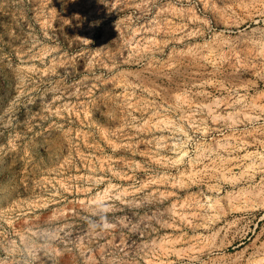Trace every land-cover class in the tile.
Masks as SVG:
<instances>
[{
    "label": "rangeland",
    "instance_id": "374dc122",
    "mask_svg": "<svg viewBox=\"0 0 264 264\" xmlns=\"http://www.w3.org/2000/svg\"><path fill=\"white\" fill-rule=\"evenodd\" d=\"M240 24L264 0H0V264H264Z\"/></svg>",
    "mask_w": 264,
    "mask_h": 264
},
{
    "label": "bare ground",
    "instance_id": "6f19581e",
    "mask_svg": "<svg viewBox=\"0 0 264 264\" xmlns=\"http://www.w3.org/2000/svg\"><path fill=\"white\" fill-rule=\"evenodd\" d=\"M258 21V20H257ZM256 22V21H255ZM246 23V22H245ZM239 27V29H240V36H238V37H240V39H239V46H243L245 49H249L250 50V52H252L254 49H258V48H260V45L263 43H261L260 41H258L257 39H256V37L254 36L253 37V35L251 36H249V33H251V31L249 32V30H248V28L250 27V25L248 24L247 26H244L243 27V25H241L240 24V26H238ZM237 27V28H238ZM254 27V26H253ZM230 29H231V27H230ZM238 29V30H239ZM233 30V27H232V29H231V31ZM257 30V29H256ZM230 31V30H229ZM237 31V30H236ZM254 32V31H253ZM252 32V33H253ZM255 33H257V32H255ZM263 33V32H262ZM237 34V33H236ZM229 36V35H228ZM232 36V35H231ZM260 36V35H259ZM226 39H227V37H226ZM262 39V38H261ZM264 40V39H263ZM224 41V40H223ZM222 41V43H224ZM234 41V40H233ZM238 42V41H237ZM232 42H231V38H228L226 41H225V45H230ZM234 43V42H233ZM262 49L264 50V46H263V44H262ZM263 50H262V53H263ZM264 54V53H263ZM262 54V55H263ZM264 57V56H263ZM163 252V251H162ZM161 254V253H160ZM168 256V257H167ZM160 257V256H159ZM162 260L161 261H158V262H153V261H150L148 264H173V261H171L170 260V257H169V252L168 251H166V250H164V252H163V254H161V257H160ZM166 258V261L165 260H163V259H165Z\"/></svg>",
    "mask_w": 264,
    "mask_h": 264
},
{
    "label": "clouds",
    "instance_id": "9594fccd",
    "mask_svg": "<svg viewBox=\"0 0 264 264\" xmlns=\"http://www.w3.org/2000/svg\"><path fill=\"white\" fill-rule=\"evenodd\" d=\"M112 225H110V224H105V227L107 228V227H111Z\"/></svg>",
    "mask_w": 264,
    "mask_h": 264
}]
</instances>
